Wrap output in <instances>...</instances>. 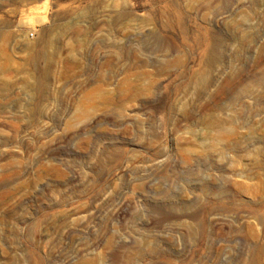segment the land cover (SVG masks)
Here are the masks:
<instances>
[{
    "label": "rangeland",
    "instance_id": "rangeland-1",
    "mask_svg": "<svg viewBox=\"0 0 264 264\" xmlns=\"http://www.w3.org/2000/svg\"><path fill=\"white\" fill-rule=\"evenodd\" d=\"M0 264H264V0H0Z\"/></svg>",
    "mask_w": 264,
    "mask_h": 264
},
{
    "label": "built area",
    "instance_id": "built-area-1",
    "mask_svg": "<svg viewBox=\"0 0 264 264\" xmlns=\"http://www.w3.org/2000/svg\"><path fill=\"white\" fill-rule=\"evenodd\" d=\"M33 36V35H32Z\"/></svg>",
    "mask_w": 264,
    "mask_h": 264
}]
</instances>
